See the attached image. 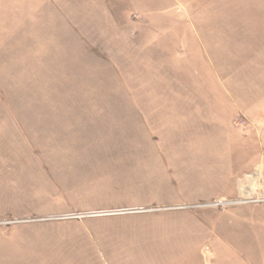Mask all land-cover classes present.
I'll list each match as a JSON object with an SVG mask.
<instances>
[{"label": "rangeland", "instance_id": "1", "mask_svg": "<svg viewBox=\"0 0 264 264\" xmlns=\"http://www.w3.org/2000/svg\"><path fill=\"white\" fill-rule=\"evenodd\" d=\"M0 264H264V0H0Z\"/></svg>", "mask_w": 264, "mask_h": 264}]
</instances>
